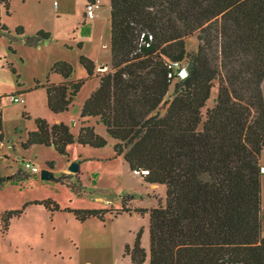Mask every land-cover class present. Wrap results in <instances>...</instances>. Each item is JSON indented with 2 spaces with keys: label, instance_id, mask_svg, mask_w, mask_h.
<instances>
[{
  "label": "trees",
  "instance_id": "obj_1",
  "mask_svg": "<svg viewBox=\"0 0 264 264\" xmlns=\"http://www.w3.org/2000/svg\"><path fill=\"white\" fill-rule=\"evenodd\" d=\"M9 7L0 0V37L17 39L24 29L13 33L2 22L1 10L9 15ZM110 26L111 70L84 102L78 135L65 123L38 118L23 149L53 147L61 156L73 144L101 149L108 140L89 125L96 119L131 171L147 172L146 184L166 187L164 206L136 210L150 216L149 264H264V0H110ZM194 35L198 50L189 54L186 39ZM50 37L40 31L33 43ZM173 62L185 64L187 75L176 77L167 100ZM80 63L93 78L94 62L82 56ZM73 73L71 64L56 62L42 85L54 114L70 109L87 80L72 81ZM51 74L64 81L51 82ZM15 182L0 176V188ZM30 205L62 210L52 199L28 202L1 215L3 233ZM111 211L66 209L81 223L104 222ZM122 213H131L125 201L115 216ZM125 255L131 264L146 261L141 231Z\"/></svg>",
  "mask_w": 264,
  "mask_h": 264
},
{
  "label": "rangeland",
  "instance_id": "obj_2",
  "mask_svg": "<svg viewBox=\"0 0 264 264\" xmlns=\"http://www.w3.org/2000/svg\"><path fill=\"white\" fill-rule=\"evenodd\" d=\"M9 1V15L3 11V23L13 33L22 27L24 35L17 39L0 37V108L3 113L0 176L16 179L15 183L0 188V264H131L125 247L133 246L140 231L141 245L147 252L144 264H149L150 216L136 210L164 206L166 187L148 185L143 176L131 171L123 156L115 155V142L102 124H97L99 132H96L107 138L108 143L95 150L98 152L78 144L69 146V156L59 155L53 147L39 145L26 151L22 147L28 132L36 130L38 118L50 125H54L57 118L48 109L46 90L42 87L53 65L65 61L74 68L72 81L87 79L80 63L84 56L94 62L95 75L86 80L70 109L60 115L71 131L77 132L85 99L97 89L100 76L111 70L110 0H96L100 6L94 19L85 18L88 0ZM40 31L50 33L51 37L34 44ZM198 45L197 35L186 39L189 54L195 53ZM182 67L185 69V64ZM52 78L51 74L50 80ZM176 82L167 100L172 99ZM38 84L41 87L36 88ZM20 92L27 94L20 95ZM13 95L22 101L13 102ZM216 97L217 86L203 109L204 115L213 107ZM164 112L165 109H161V113ZM74 153L82 160L78 173L68 170ZM47 160L54 163V168L48 166ZM24 161L35 163L41 171H51L54 180L45 181L41 173L32 174L25 168ZM261 167H264V151ZM62 175L68 178L60 181ZM47 199L58 203L62 210L51 213L42 206L30 205L20 218L11 220L9 230L3 233L1 215L4 212ZM123 200L131 213L115 216L116 210L123 207ZM262 201L264 224V173ZM68 208L112 211L105 216L104 223L90 220L85 224L66 212Z\"/></svg>",
  "mask_w": 264,
  "mask_h": 264
},
{
  "label": "built area",
  "instance_id": "obj_3",
  "mask_svg": "<svg viewBox=\"0 0 264 264\" xmlns=\"http://www.w3.org/2000/svg\"><path fill=\"white\" fill-rule=\"evenodd\" d=\"M99 4L98 2L96 3H87L85 8V12H86V19H94L96 16V13L98 11L99 8ZM168 68L170 70L169 74H168V78L171 81H174L176 79V77L179 75L181 78H184L181 76V74H179L177 71H181L184 68H181V65L178 62H173L170 63L168 65ZM11 100L15 103H19L20 101H22L18 96L13 95L11 96ZM24 102V101H23ZM24 166L26 169H28L32 174H39L41 173V169L33 162L31 161H24L23 162ZM134 173L141 175H146L147 172H141V171H133Z\"/></svg>",
  "mask_w": 264,
  "mask_h": 264
},
{
  "label": "crops",
  "instance_id": "obj_4",
  "mask_svg": "<svg viewBox=\"0 0 264 264\" xmlns=\"http://www.w3.org/2000/svg\"><path fill=\"white\" fill-rule=\"evenodd\" d=\"M3 11H6V13H7V10L5 9V8H2V10H1V17H2V22H3ZM8 14V13H7ZM96 18V17H95ZM111 60V59H110ZM52 79H51V82L53 81V83H56V84H58V83H60V82H62V81H64V79L60 76V75H57V74H52ZM99 84H100V80H99ZM99 84H98V87H99ZM97 87V88H98ZM94 92V91H93ZM92 92V93H93ZM91 93V94H92ZM24 95V94H27V93H21L20 92V95ZM90 94V95H91ZM89 95V96H90ZM89 96H87V98L89 97ZM86 98V99H87ZM28 99H30L29 97H28ZM86 99H85V101H86ZM46 101H47V94H46V99H45ZM24 102V104L26 103V100L24 99L23 100ZM29 101V100H28ZM84 105V104H83ZM83 107V106H82ZM49 109V108H48ZM0 110H1V108H0ZM2 111V110H1ZM50 111V110H49ZM51 112V111H50ZM53 113V112H52ZM65 113V112H64ZM64 113H59V114H54L55 116H57V118H56V120L53 122L54 124H59V123H65V122H63L62 121V119H61V117H60V115H62V114H64ZM81 119H80V117H79V120H78V128H77V132L76 133H73L74 134V136L76 137L77 135H78V132H79V130H80V127H81V121H80ZM2 123H3V113H2ZM66 124V123H65ZM3 125V124H2ZM89 125L90 126H94L95 127V130L97 131V132H99L98 131V128H97V121H96V119H90V121H89ZM0 131H1V134H0V143H1V136H3V132H2V127H0ZM112 139V138H111ZM114 142H115V144L117 143L114 139H112ZM34 148H38V146H35ZM33 148V149H34ZM95 150H98V149H94V151ZM26 151V150H25ZM95 152H98V151H95ZM72 161H71V163L72 162H78V163H80V166H81V164H82V160H81V156H78V154H76V153H74L72 156ZM95 159V158H94ZM48 161V160H47ZM90 220H99V219H96V218H92V219H89V220H87V221H85V222H83V223H85V224H87V222L89 223V222H91ZM100 221V220H99ZM102 222V221H101ZM105 222V221H104ZM103 222V223H104ZM262 232H263V235H264V224L262 223ZM95 229H97V228H95Z\"/></svg>",
  "mask_w": 264,
  "mask_h": 264
},
{
  "label": "water",
  "instance_id": "obj_5",
  "mask_svg": "<svg viewBox=\"0 0 264 264\" xmlns=\"http://www.w3.org/2000/svg\"><path fill=\"white\" fill-rule=\"evenodd\" d=\"M101 68L103 69L105 67H101ZM180 74H181L182 77H185L187 75L186 69H182ZM79 169H80V163H78V162L70 163V166L68 168L69 172H71V173H78ZM262 172L264 173V167L262 168ZM40 177H41L42 180H45V181L54 180L53 173L51 171L47 170V169H43L41 171V176Z\"/></svg>",
  "mask_w": 264,
  "mask_h": 264
}]
</instances>
